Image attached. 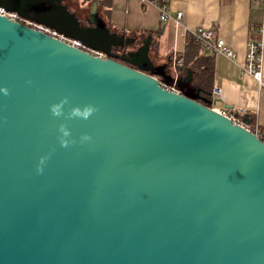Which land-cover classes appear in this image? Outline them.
<instances>
[{
	"label": "water",
	"instance_id": "1",
	"mask_svg": "<svg viewBox=\"0 0 264 264\" xmlns=\"http://www.w3.org/2000/svg\"><path fill=\"white\" fill-rule=\"evenodd\" d=\"M4 1L62 11L109 48L100 58L0 14V264H264L263 139L137 67L151 37L118 55L136 39L84 25L67 0ZM64 97L65 113L97 111L55 118Z\"/></svg>",
	"mask_w": 264,
	"mask_h": 264
},
{
	"label": "crops",
	"instance_id": "2",
	"mask_svg": "<svg viewBox=\"0 0 264 264\" xmlns=\"http://www.w3.org/2000/svg\"><path fill=\"white\" fill-rule=\"evenodd\" d=\"M80 1H82L81 10L72 9V13L86 26H89L88 19H90L94 23L102 21L104 28L119 35L135 31L157 33L149 36L152 38L151 44L153 42L152 45L150 44V57L153 65L158 67V72L152 71L155 77L161 74L167 78L169 74L177 81V65L182 62L180 56L185 53L191 31L198 27L213 29L215 34L224 38L230 49L235 52L236 59L231 60L223 55L206 52L214 58V76L212 91L207 98H203L216 100L214 108L236 106L246 108L249 121L250 117L254 120L255 131L260 129L261 132H258L264 133V61L262 85L251 75L241 74V67L246 61L248 42L264 40V5L257 0ZM158 2H163L168 7L171 18L167 23L160 20ZM88 5H91V10L95 5L94 9L100 13L99 18L92 16L91 10L88 16L85 15ZM70 8L69 6L68 9ZM179 12H182V17L178 25L176 22ZM160 68H164L165 71L161 72ZM164 86L174 87L178 91L176 82H164ZM215 86L222 88L223 101L214 97ZM200 92L202 90H196V95H200ZM249 128L251 129L250 126Z\"/></svg>",
	"mask_w": 264,
	"mask_h": 264
},
{
	"label": "built area",
	"instance_id": "3",
	"mask_svg": "<svg viewBox=\"0 0 264 264\" xmlns=\"http://www.w3.org/2000/svg\"><path fill=\"white\" fill-rule=\"evenodd\" d=\"M258 3L264 5V0H257ZM160 9V20L163 23H167L170 20V16L168 13V7L163 2L157 3ZM0 14L9 17L10 19L17 21L23 25L29 26L42 32L46 35L58 38L63 42L83 49L94 56L100 58H106V55L97 50L88 49L80 42L70 39L59 32L51 29L45 25L37 24L31 20L25 19L13 12H7L5 9L0 8ZM182 17V12L177 14V24L179 25L180 18ZM263 30V29H262ZM191 35L195 38V40L204 46L205 52L212 54V55H223L228 59L235 60L236 54L235 52L230 49L227 45L224 38L215 34L213 29H206L203 27H198L191 31ZM263 61H264V40H250L247 44L246 50V61L244 65L241 67V74L251 75L256 81H258L261 85L263 84ZM168 89L172 91H176L174 87H168ZM177 92V91H176ZM213 95L217 100L223 101V90L220 87L215 86L213 88ZM218 113L228 117L234 124L241 125L249 130V125L244 121L246 115L248 114L247 109L244 107H222V108H214ZM260 138L264 141V135L260 134L258 131H255Z\"/></svg>",
	"mask_w": 264,
	"mask_h": 264
},
{
	"label": "trees",
	"instance_id": "4",
	"mask_svg": "<svg viewBox=\"0 0 264 264\" xmlns=\"http://www.w3.org/2000/svg\"><path fill=\"white\" fill-rule=\"evenodd\" d=\"M154 34L157 33H149L147 31H135L127 32L126 35L122 34L125 37L136 39V42L131 45L115 48L113 49V51H124L126 48H138L143 45L144 41H146V39L150 35ZM154 49L156 48L154 47ZM180 57L182 58V62L177 65L178 77L176 81V89L180 93L202 102L201 99L198 98V96L196 95V90H202V92H200V97L202 98H207L208 95H210V92L212 91V80L214 76V58L213 56L205 52L204 46L198 43L192 35L188 36L185 53ZM117 60L121 61L124 64H129L128 62L122 61L120 58H117ZM130 66L136 68V66L134 65ZM188 72H192V80L189 82H185L184 79L188 75ZM147 73L152 76H155V74L151 71H147ZM156 77L162 85H164V82H170L168 79H166V77L161 74H157ZM244 121L251 127V131L254 132L255 128L253 118L250 117L249 121V116H246ZM258 131L261 132L260 129ZM260 134L264 135V133Z\"/></svg>",
	"mask_w": 264,
	"mask_h": 264
},
{
	"label": "rangeland",
	"instance_id": "5",
	"mask_svg": "<svg viewBox=\"0 0 264 264\" xmlns=\"http://www.w3.org/2000/svg\"><path fill=\"white\" fill-rule=\"evenodd\" d=\"M81 3L82 1L80 0H67L64 4L67 5L68 7L70 6L71 8L69 10L72 12V9L76 11H80ZM0 5H3L5 8H8V5L4 0H0ZM90 10H91V5L90 6L88 5L85 11L86 12L85 15L88 16V14L90 13ZM17 13L18 11L16 12V14ZM18 14L34 22L42 23L44 25L53 27L55 28V30H57L60 33L62 32L72 38L78 39L88 49H98V50L106 51L109 48V43L107 41L97 39L93 34L81 28L74 21H70V18L67 15H65L62 11L61 13L54 15L48 10L42 13L41 10L38 9V11L34 14L21 10V12H19ZM91 14L92 16L96 18H99L98 16L100 15V13L94 8L91 10ZM96 24L98 25L99 28L101 29L104 28L102 21H96ZM113 33L118 34L116 32H112V34ZM111 39L114 40L113 37H111ZM137 67L148 68L149 70L151 69V72L152 71L158 72V67H155L153 65L152 59L150 57V53L146 56V58L144 59V62L137 63ZM160 70L161 72L165 71L164 68H160ZM166 79H168L172 83L176 82V79L171 78L169 74Z\"/></svg>",
	"mask_w": 264,
	"mask_h": 264
},
{
	"label": "clouds",
	"instance_id": "6",
	"mask_svg": "<svg viewBox=\"0 0 264 264\" xmlns=\"http://www.w3.org/2000/svg\"><path fill=\"white\" fill-rule=\"evenodd\" d=\"M0 93L4 96H8L9 89L7 87H0ZM69 101L67 97H64L57 103H53L49 106V111L51 115L55 118L65 117L69 120L71 119H80V120H88L96 111V107L88 104L84 106H72L69 111L65 113V106L68 105ZM58 141L61 147L67 148L70 144L75 143L76 141L71 139V131L67 127L66 124L61 123L58 128ZM92 137L88 134H82L79 138L80 143L90 142ZM49 159V156H42L39 160V164L37 165L36 171L37 174H41L44 171V166Z\"/></svg>",
	"mask_w": 264,
	"mask_h": 264
},
{
	"label": "flooded vegetation",
	"instance_id": "7",
	"mask_svg": "<svg viewBox=\"0 0 264 264\" xmlns=\"http://www.w3.org/2000/svg\"><path fill=\"white\" fill-rule=\"evenodd\" d=\"M96 24V23H95ZM97 25V24H96ZM98 26V25H97ZM134 50H136V48L135 49H133V48H126L124 51H120V50H116V51H114L116 54H118V55H123L124 53H127V52H130V51H134ZM118 58H120V57H118ZM128 65H131L130 63L128 64Z\"/></svg>",
	"mask_w": 264,
	"mask_h": 264
}]
</instances>
